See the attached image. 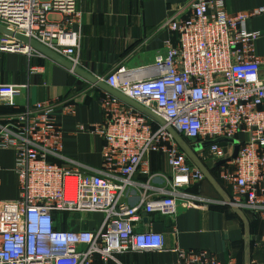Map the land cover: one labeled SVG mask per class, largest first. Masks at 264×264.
<instances>
[{
	"label": "built area",
	"instance_id": "obj_1",
	"mask_svg": "<svg viewBox=\"0 0 264 264\" xmlns=\"http://www.w3.org/2000/svg\"><path fill=\"white\" fill-rule=\"evenodd\" d=\"M261 14L264 7L228 14L223 0H191L185 14L160 25L174 40L165 41V52L151 65H121L93 75L163 121L101 90L103 122L91 132L102 140V165L93 173L62 156L56 104L27 103L1 116L0 150L14 153L17 198L0 200V264H123L119 258L125 254L164 251L162 234L138 231L139 214L173 220L178 197L185 207L212 203L183 192L204 175L168 129L194 147L211 141L206 149L216 162L229 157L220 140H237L236 157L221 165L220 180L231 193L230 206L252 211L264 224V80L259 73L264 58L254 53L260 33L246 26ZM80 21L78 0H0L1 28L84 70L75 31ZM3 53L28 61L45 58L30 44L0 34ZM19 87L0 82V105L16 109ZM65 110L72 113L73 106ZM239 135L246 140L239 141ZM155 154L166 158L171 171L163 176L169 190L157 196L148 193L155 178L149 158ZM137 173L147 183L139 184L141 196L130 205L126 199ZM86 215H99L100 221L95 224ZM175 253L172 264H221L205 250Z\"/></svg>",
	"mask_w": 264,
	"mask_h": 264
},
{
	"label": "crops",
	"instance_id": "obj_2",
	"mask_svg": "<svg viewBox=\"0 0 264 264\" xmlns=\"http://www.w3.org/2000/svg\"><path fill=\"white\" fill-rule=\"evenodd\" d=\"M191 0H78L81 21L75 27L80 34L79 60L81 67L94 76H103L118 66L128 69L149 66L158 54L165 52L164 43L174 36L160 25L175 14L189 10ZM228 14L249 13L264 7V0H223ZM247 30L260 33L254 43V53L264 58V14L251 17ZM264 80V63L260 66ZM0 82L20 86L14 97L16 109L0 105V117L20 111L28 104L51 102L57 105L54 118L63 131L62 156L79 165L82 172H95L101 168V138L91 132L92 126L103 122L99 100L102 91L90 88L79 77L48 58L28 61L24 55L3 53L0 56ZM73 106V112L65 110ZM239 141L246 140L239 135ZM237 140L221 142L229 156ZM194 156L210 178L191 184L183 190L212 203L185 207L184 199L177 198L178 213L170 220L158 214L140 213L136 223L138 231H152L163 235L164 251L130 253L119 259L123 264H172L176 249L205 250L221 264H264V224L246 209L230 206L231 193L220 180L221 166H216L205 148L192 143ZM189 163L194 165L189 159ZM14 153L0 150V200L17 198L16 178L13 173ZM150 194L161 195L168 191L163 176L170 174L167 160L161 154L149 158ZM127 203L136 205L142 190L139 184L147 183L140 173L134 176Z\"/></svg>",
	"mask_w": 264,
	"mask_h": 264
},
{
	"label": "water",
	"instance_id": "obj_3",
	"mask_svg": "<svg viewBox=\"0 0 264 264\" xmlns=\"http://www.w3.org/2000/svg\"><path fill=\"white\" fill-rule=\"evenodd\" d=\"M0 34L1 35H5L8 37H14L17 40H20L24 43L30 44L34 49H36L37 51H39L41 54H43L46 58L50 59L51 61H53L54 63L62 66L63 68L67 69V70H73V72L78 75L79 77H81L82 79L86 80L87 82L95 85L97 88H99L100 90L109 93L110 95L116 97L117 99L121 100L122 102L134 107L135 109H137L138 111L145 113L149 116H151L152 118H154L155 120H157L158 122H160L161 124H163V121L158 118L155 117L152 113H150L149 111H147L146 109H144L142 106H140L138 103L134 102L133 100H130L129 98L125 97L124 95L120 94L119 92H117L116 90L108 87L107 85H105L102 81H100L99 79H97L96 77H94L93 75H91L90 73L82 70L79 67H74L71 63L67 62L65 59H63L62 57L52 53L51 51L47 50L46 48L40 46L39 44L29 41L26 38L19 36V35H15L13 33H11L10 31L1 28L0 27ZM169 133L171 134V136L173 137V139L175 140V142L177 143V145L179 146V148L186 154V156L191 159L193 161V163L195 164V166H197L201 172L203 173L204 177L206 178H210L209 174L207 173V171L203 168V166L201 165V163L199 162V160L194 156L193 151H195L194 148H189L185 142L179 138L171 129H168ZM237 150L238 147L235 146L233 153L231 156H229L228 158L221 160L219 162H217L216 166H221L224 165L226 163L231 162L237 154Z\"/></svg>",
	"mask_w": 264,
	"mask_h": 264
},
{
	"label": "rangeland",
	"instance_id": "obj_4",
	"mask_svg": "<svg viewBox=\"0 0 264 264\" xmlns=\"http://www.w3.org/2000/svg\"><path fill=\"white\" fill-rule=\"evenodd\" d=\"M220 141H224V142H227V143H231V141H228V140H220ZM211 144V141H207L206 143H204V144H198L197 145V147L198 148H200V149H202V148H205V147H207V146H209ZM246 210H248V209H246ZM248 211H250V210H248ZM252 214H254L252 211H250ZM86 217V219L88 220V221H92V222H94L95 224H98V222L100 221V216L99 215H86L85 216ZM257 218V217H256Z\"/></svg>",
	"mask_w": 264,
	"mask_h": 264
},
{
	"label": "trees",
	"instance_id": "obj_5",
	"mask_svg": "<svg viewBox=\"0 0 264 264\" xmlns=\"http://www.w3.org/2000/svg\"><path fill=\"white\" fill-rule=\"evenodd\" d=\"M184 141L188 143V141H186V140H184Z\"/></svg>",
	"mask_w": 264,
	"mask_h": 264
}]
</instances>
